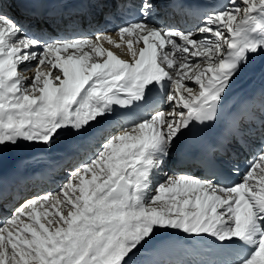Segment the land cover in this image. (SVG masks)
<instances>
[{
  "label": "snow or ice",
  "instance_id": "1",
  "mask_svg": "<svg viewBox=\"0 0 264 264\" xmlns=\"http://www.w3.org/2000/svg\"><path fill=\"white\" fill-rule=\"evenodd\" d=\"M32 2L0 0V153L103 135L58 191L0 221V264H146L169 231L211 239L230 250L226 264H264V87L230 95L264 56V0H221L190 29L157 23L160 0H66L116 26L47 39L7 10ZM198 133L207 174L169 168L177 142ZM241 155L252 157L242 174ZM232 160L229 185L218 165Z\"/></svg>",
  "mask_w": 264,
  "mask_h": 264
},
{
  "label": "bare ground",
  "instance_id": "2",
  "mask_svg": "<svg viewBox=\"0 0 264 264\" xmlns=\"http://www.w3.org/2000/svg\"><path fill=\"white\" fill-rule=\"evenodd\" d=\"M7 10L9 12H12L15 10V7L12 5ZM22 19L23 18H21L19 15H17V18L15 20L19 23V22H22L21 21ZM113 38L115 39V36H113ZM104 47L110 48L112 51H114L116 54L120 55L122 58H124L126 60L130 59V56L124 50L125 46H123V45L121 47L122 50H120L121 48L117 49L114 46L107 44L106 42L104 44ZM261 57L264 58V56H261ZM256 59H258V57L254 58L252 61L255 63H260ZM255 63H250V65L246 69L245 73L241 76L242 78L238 82H236V84L233 86V90H232V93L230 95H232L233 97H242V95H244V92L240 91L239 87H240V85H244L246 78L249 79L251 76L258 77V78L264 77V67L258 66ZM26 75H32V73H26ZM98 127L102 128V129L107 127V121H102L101 125H99ZM92 131H95V129H93ZM85 135L88 137L89 135H91V133H87ZM102 135H103V133L97 132L95 137L93 138V142H94L93 144L95 145V149L98 146ZM80 138L81 137H79V136L67 134L61 139V141L51 151H48V150L40 148V147H37L36 149H34V147H32V148H23L22 147V148H18V149H9V150L5 151L9 154V158H8V161H6L2 166H0V183L1 184L3 183V186H5L1 191L7 190V188L9 187L8 184H11L9 187L10 189H13L17 186V183L13 182V180H17L19 178V176L17 174L20 172V170L28 171L30 168H35L37 165H41V167L39 168L40 173H45V172L50 171L51 170V162L56 160L58 155L66 152V151H68L74 147H78ZM184 138H185V136L182 137L181 140L177 142V146L179 145V143H182ZM177 146L173 150V153H175V151H177V150L181 151L182 145H180V147H178V148H177ZM22 152H27V153H22ZM30 152L33 154H29ZM179 158L182 160V159H185L186 156L180 154ZM173 161H174V158H172V161L170 162V165H169V168H171V169L173 167ZM174 166L178 167L179 163L177 161H175ZM66 168H69V167H66ZM165 170L167 171L168 169H165ZM174 171H177V170H174ZM197 171H200V170H197ZM59 177L63 178L61 183L67 179V175H64L63 173L61 175H59ZM50 178H51V180H55V177L53 175H51ZM58 183L59 184L53 183L51 185V188L49 189V191H53V192L58 191L59 186L61 184L60 182H58ZM2 211L6 212L7 210L5 208V210H2ZM10 215L11 214L1 215V216L4 217V219H5L6 217H8ZM179 243L182 245L181 247H184V248L181 252L175 253L176 258L181 259L182 254H185L189 260L195 261L196 259L199 258L197 251H199L200 247L203 248V251L205 252V256H204V259L199 260L195 264H206V262L211 261V259L215 257L216 250L215 249H209V248L203 246L201 239L189 237L188 235H186L182 232L169 231V232H161V233L157 234L155 241H153L151 247L144 252L142 259L146 262V264H148V262L146 260H147V255L150 254V255H153V258L157 261V264H160V263L164 264L160 261V259L164 260L167 257H172L174 255V253L168 251L167 248H169L170 246H173V245L176 246ZM194 243H197L198 245L193 249V248H191V246ZM214 244H215V246H218L216 243H214ZM160 249H162L160 256L158 255L157 257H155L154 254H157V252Z\"/></svg>",
  "mask_w": 264,
  "mask_h": 264
},
{
  "label": "rangeland",
  "instance_id": "3",
  "mask_svg": "<svg viewBox=\"0 0 264 264\" xmlns=\"http://www.w3.org/2000/svg\"><path fill=\"white\" fill-rule=\"evenodd\" d=\"M122 50V48L120 49ZM37 147H34L36 149ZM0 166H2L6 161H8L9 154L7 152L0 153Z\"/></svg>",
  "mask_w": 264,
  "mask_h": 264
}]
</instances>
